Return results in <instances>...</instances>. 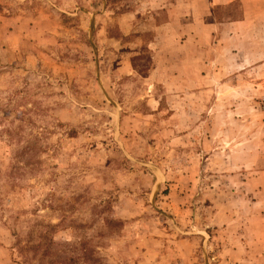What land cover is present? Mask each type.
Segmentation results:
<instances>
[{
  "label": "rangeland",
  "instance_id": "1",
  "mask_svg": "<svg viewBox=\"0 0 264 264\" xmlns=\"http://www.w3.org/2000/svg\"><path fill=\"white\" fill-rule=\"evenodd\" d=\"M214 3L0 0V264H264V60L210 28L264 12Z\"/></svg>",
  "mask_w": 264,
  "mask_h": 264
},
{
  "label": "crops",
  "instance_id": "2",
  "mask_svg": "<svg viewBox=\"0 0 264 264\" xmlns=\"http://www.w3.org/2000/svg\"><path fill=\"white\" fill-rule=\"evenodd\" d=\"M235 0H215L214 6H225L229 5ZM243 4V11L244 13H249L251 11H260L264 12V0H259L260 4L258 8H252V6L257 5L254 3V0H239ZM248 17V18H247ZM250 15L245 14L244 17L241 20H238L237 22H218L213 21L211 23V40L212 43L216 42L217 44H224V48H222L223 53L226 55V58L230 60V53H233L231 51L233 47H231V43L234 42V44H247L245 41L248 40V44H251V40H254L253 44L258 43V47L255 49H252V53L245 50H239L237 51L242 55L243 58L248 59H255L259 58L261 61L264 60V19H252L249 18ZM243 29V30H239ZM234 58L236 57L234 54L232 55ZM254 63H259L254 62ZM250 64V63H249ZM253 64V63H251ZM201 76V75H200ZM197 79V78H196ZM228 85H225L227 87ZM261 87V85H255ZM190 90H194L196 93L198 91L201 92L203 88L196 87L194 89L189 88ZM214 91V92H213ZM210 98L211 103H213L214 100L218 102V89L217 87L210 89ZM216 99H213V98ZM223 101V100H222ZM195 106L199 104V99L196 96L194 99ZM215 105V104H214Z\"/></svg>",
  "mask_w": 264,
  "mask_h": 264
}]
</instances>
